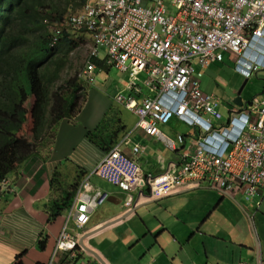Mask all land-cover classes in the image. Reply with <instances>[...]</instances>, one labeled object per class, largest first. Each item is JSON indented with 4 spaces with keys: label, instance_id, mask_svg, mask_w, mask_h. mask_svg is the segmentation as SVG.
Returning a JSON list of instances; mask_svg holds the SVG:
<instances>
[{
    "label": "built area",
    "instance_id": "obj_1",
    "mask_svg": "<svg viewBox=\"0 0 264 264\" xmlns=\"http://www.w3.org/2000/svg\"><path fill=\"white\" fill-rule=\"evenodd\" d=\"M168 4L173 8L170 13L166 11ZM62 27H70L71 33L85 28L91 36L89 54L80 71L85 81L93 80L94 65L89 59L99 49L108 57V63L129 73L130 94H119L115 99L135 114V129L156 136L172 150L174 141L161 133L160 126L176 118L197 132L194 153L180 165L148 179L151 198L201 181L227 192L240 186L246 200L264 190V99L230 111L229 118L216 125L214 122L222 120L220 103L216 96L201 90L200 79L202 71L224 53L234 56L235 71L246 78L260 70L255 62L247 70L240 63L251 57L250 50L264 46V0H84L78 13L69 15L63 25L52 26L54 35L60 34L57 28ZM56 42L54 38L51 46ZM141 74L145 78H140L139 84L135 79ZM141 86L148 89L149 95L137 100L135 95L142 94ZM236 114H244L245 123L239 132L231 134ZM129 134L83 177L74 199L77 204L67 213L47 264H87L79 259L83 237L72 233L69 223L73 220L79 228L86 225L90 211L108 198L95 190L91 200L82 199L81 192L91 188V176L124 191L138 184V163L121 150L129 143ZM219 138L222 144L215 147L213 140ZM178 142H184L181 135ZM132 151L137 153L139 147L134 146ZM125 206H133L132 197ZM59 247L63 254H59Z\"/></svg>",
    "mask_w": 264,
    "mask_h": 264
},
{
    "label": "crops",
    "instance_id": "obj_2",
    "mask_svg": "<svg viewBox=\"0 0 264 264\" xmlns=\"http://www.w3.org/2000/svg\"><path fill=\"white\" fill-rule=\"evenodd\" d=\"M234 62V56L224 53L220 60L202 71L203 74L205 71L202 76L219 71L223 63L232 65L234 70ZM105 76L111 81L107 90L104 89L107 82L89 89L81 112L71 120H64V127L72 128L68 143L63 148H60L62 143L57 142L52 148L47 146L45 151L37 150L10 173L9 191L0 196V264H14L16 256L22 252L25 254L21 264L48 263L67 213L49 224L45 205L52 200L61 201L75 182L78 187L70 207L77 204L74 199L83 177L90 174L104 156V151L85 138V131L92 130L108 110L121 112L120 121L125 130L115 143L123 134L130 133L129 143L121 150L137 161L139 182L133 190L124 191L96 175L89 178L91 188L81 192L82 199L91 200L95 190L108 198L102 206L90 211L84 227H76L73 220L69 223L72 233L84 237L85 249L80 246V260L87 264H264V209L260 211L264 190L250 199L253 202L259 196L261 200L254 204V210L244 207L246 198L240 186L227 192L210 186L207 181L189 182L172 194L151 198L148 179L166 172L168 167L180 165L186 156L194 153L198 134L186 123L173 118L160 126L161 133L174 141L175 150H172L156 136L135 129V114L127 111L131 117L126 121L123 108L118 104L119 109L114 106L112 98L114 89L127 92L128 76L115 71ZM203 90L214 96L225 92L207 84ZM148 95V91H143L136 99ZM217 96L220 108L223 102ZM242 106H226L228 115ZM79 115L94 125L90 127L80 122ZM224 122L222 117L214 123ZM80 129L83 133L76 136L75 130ZM179 135L183 136V143L178 142ZM136 145L139 151L134 154L132 149ZM130 197L133 206L128 209L125 203ZM42 237L47 240L43 251L37 248Z\"/></svg>",
    "mask_w": 264,
    "mask_h": 264
},
{
    "label": "trees",
    "instance_id": "obj_3",
    "mask_svg": "<svg viewBox=\"0 0 264 264\" xmlns=\"http://www.w3.org/2000/svg\"><path fill=\"white\" fill-rule=\"evenodd\" d=\"M83 3L84 0H0V196L1 182L35 154L37 148L51 144L53 136L47 131L53 132L61 120H71L78 115L89 89L107 82L104 87L107 90L111 81L105 75L113 71L127 74L130 79L128 72L108 63V57L100 49L89 59L94 65L92 81H85L87 78L78 71L73 77L69 76L71 54L83 39H74L70 27L57 28L62 31L58 35H54L50 27L63 25L69 10L82 8ZM81 30V35H88L85 28ZM54 38L57 42L51 46ZM65 72L68 73L64 77ZM142 90L148 91L147 88ZM115 91L114 99L120 94ZM126 91L124 95H129L130 90ZM30 96L35 98V109L28 141L21 131L28 118L23 103ZM120 113L108 110L85 135L104 153L116 144L125 130ZM77 187L78 183H73L61 201L52 200L45 205L49 224L70 208ZM46 243V238L42 237L37 248L43 251ZM24 254H18L14 264H21Z\"/></svg>",
    "mask_w": 264,
    "mask_h": 264
},
{
    "label": "rangeland",
    "instance_id": "obj_4",
    "mask_svg": "<svg viewBox=\"0 0 264 264\" xmlns=\"http://www.w3.org/2000/svg\"><path fill=\"white\" fill-rule=\"evenodd\" d=\"M80 10H81V8L76 9L74 11H73V9H71V10H69L68 14H75V13H78ZM166 11H167V13L172 12L173 11L172 6L168 4L166 6ZM50 28L52 30V27H50ZM71 34H72L74 39H76V38H82L83 39L82 41H80V46L78 48H76L74 50V52H72V54H71L72 66L70 68L69 76L73 77V75L76 74V71H78V73H80V71L83 69V67L86 63V60H87V57L89 54V47L91 46V41H90L91 36H89V35L85 36V35H81L78 33L77 34L71 33ZM225 59H226V57H225ZM234 66H235V62H234ZM219 69L222 71V74L219 73L220 70L219 71L213 70L214 71L213 74H207L205 77H203L206 70L204 71V74L201 78V90L205 93L212 94V93H209V92H206L203 90V89H205V85L207 84V85L212 86L213 88H218L220 90V92L225 91L223 93H216L218 95V96L217 95L216 96L218 98H221V100L223 102V105L220 107V111H221V114L223 117V121H225L227 119V116H228V109L226 106L234 105V100L236 99V97L239 94H240V98H241L243 103L251 102L252 100H256V98L264 99V69L260 68V70H256V71L252 72L249 75V77H247V78L242 76V75H241L242 77L239 75H236L233 68H232V65L230 66L228 63H223L219 67ZM67 73L68 72H65L64 77L67 75ZM98 77L100 79L103 78L102 75H99ZM140 78H142V79L145 78V75L141 74L140 76L136 77L135 81L139 84H141ZM214 78H216V79H214ZM85 85L87 86L86 82H85ZM114 94L116 95L117 91H115ZM32 97L33 96L26 97V99L23 103V106L25 108L24 110H25V113H26L28 118H27V122H26L24 128L21 131V134L24 135L23 138L27 139L28 141L31 140L30 135L32 134L31 129L33 128L31 120L33 117V110L35 109V98L34 97L32 98ZM117 104L119 105L120 108H123L122 115L124 116V118H126V121H128V117H131V114L129 112H127V110L125 109V107H123V105L121 103H114V106L117 107L118 106ZM96 111H100V110L96 108ZM65 120H68V119H65ZM79 120L82 123L90 124V127L94 125L92 122H90L84 116L79 115ZM134 120H136V119L134 118ZM63 122H64V120H61L58 123L57 128L53 132L47 131L48 135L53 136L52 139L50 138L52 142H51V144L47 145L48 147L52 148L53 144H57V142H59V144L62 143L60 145V148H63L68 143L69 134L71 133L69 130L72 128L69 126L64 127L65 123H63ZM75 131H76L75 132L76 136L77 135L80 136L83 133V132H81L82 129H80V131H77V130H75ZM88 131H89V129H87L85 131V133H87ZM42 134L45 135L44 133H42ZM62 134L65 136L64 140H63ZM47 146L46 147H39V148H37V150L41 149V150L45 151L48 148ZM71 189H73V188H71ZM260 197H262V195H260ZM259 201H261V200H260L259 196H257L253 202H251V200L247 201L245 199L243 201L244 202L243 205L247 210H254V208H256V207H254V204L256 202H259ZM263 209H264V202L262 205V210H260V211L263 212ZM77 249L78 248H76L75 250H77ZM58 252H59V254L64 253V251L60 247L58 248ZM94 257H96V256H94ZM93 264H97V263L94 262Z\"/></svg>",
    "mask_w": 264,
    "mask_h": 264
},
{
    "label": "clouds",
    "instance_id": "obj_5",
    "mask_svg": "<svg viewBox=\"0 0 264 264\" xmlns=\"http://www.w3.org/2000/svg\"><path fill=\"white\" fill-rule=\"evenodd\" d=\"M69 15H71V14H69ZM68 15V16H69ZM67 16V17H68ZM66 17V18H67ZM263 50H264V46H262V45H258V46H256V48H253L252 50H250L251 51V57L250 58H245V59H243L242 61H241V63H240V66L243 68V69H245V70H247V68H248V66L251 64V63H253V62H255V63H257L259 66H260V68L261 69H264V53H263ZM235 67V66H234ZM235 70V69H234ZM238 73V72H237ZM239 74V73H238ZM241 75V74H240ZM129 84V83H128ZM128 84H127V86H128ZM127 86H126V89H127ZM142 89H145L143 86H141V90ZM142 92H143V90H142ZM120 94H123L124 95V93H122V92H120ZM136 96V95H135ZM114 101H115V103H118L117 101H116V99H114ZM124 107V106H123ZM126 109V108H125ZM127 110V109H126ZM239 110H241V109H239ZM127 111H129V110H127ZM131 112V111H130ZM171 121V120H170ZM169 121V122H170ZM245 121V115L244 114H239V115H235V117H233V120H232V130H231V134H234V133H236V132H239L240 130H241V128L243 127V124L245 123L244 122ZM168 122V123H169ZM137 123V122H136ZM167 123V124H168ZM141 130V129H140ZM144 133V132H143ZM124 136V135H123ZM123 136H121V138L123 137ZM183 137V136H182ZM120 138V139H121ZM222 138H219L218 140H213V144H214V146L216 147V146H220L221 144H222ZM106 153V152H105ZM105 153H104V155H105ZM9 176H10V174L1 182V192H5V191H9V190H7L8 189V185H9V183H10V178H9ZM107 199V198H106ZM106 201V200H105ZM104 201V202H105ZM104 202H103V204H104ZM102 204V205H103ZM102 205H100V206H102ZM100 206H98V207H100ZM71 208V207H70ZM70 208L66 211V213H68L69 212V210H70ZM66 216H67V214H66ZM85 226V225H84ZM84 226H82V227H84ZM83 240H84V237H83ZM57 241V240H56ZM83 243H82V247H83ZM81 246V245H80ZM83 249H85L84 247H83Z\"/></svg>",
    "mask_w": 264,
    "mask_h": 264
},
{
    "label": "water",
    "instance_id": "obj_6",
    "mask_svg": "<svg viewBox=\"0 0 264 264\" xmlns=\"http://www.w3.org/2000/svg\"><path fill=\"white\" fill-rule=\"evenodd\" d=\"M242 100H241V98H240V94L236 97V99L234 100V105H236V106H242ZM93 255L94 256H96V258L97 259H99L98 258V255L96 254V253H93ZM100 260V259H99Z\"/></svg>",
    "mask_w": 264,
    "mask_h": 264
}]
</instances>
